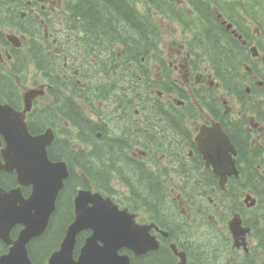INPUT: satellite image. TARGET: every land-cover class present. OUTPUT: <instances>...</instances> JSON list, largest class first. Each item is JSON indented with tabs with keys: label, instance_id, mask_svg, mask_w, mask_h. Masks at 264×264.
Masks as SVG:
<instances>
[{
	"label": "flooded vegetation",
	"instance_id": "af4514ba",
	"mask_svg": "<svg viewBox=\"0 0 264 264\" xmlns=\"http://www.w3.org/2000/svg\"><path fill=\"white\" fill-rule=\"evenodd\" d=\"M195 8L202 9L203 26L214 30L211 35L217 52L224 48L225 34L234 39L239 51L226 47L223 57L241 59L239 71L237 67H202L187 47L185 18L175 19L177 49L158 57L169 63L163 71L165 79L149 78L144 86L140 77V82L129 87L137 74L125 77L126 70H112V54L97 56L95 46L90 47L93 55L86 71L81 63L79 25L69 20L70 9L63 0H0V69L5 75L10 70L18 72L20 56L36 41L31 28L42 26L40 86L44 91L33 107L53 116L58 112L66 123L83 120L92 136L88 152L91 172L88 174L85 165L88 155L77 153L78 165L71 169L66 186L75 190L70 203L73 212L79 189L102 190L139 222H155L168 230L171 238L199 237L207 264L209 254L219 252L226 236H211L206 224L178 225L180 210L171 188L176 186L179 196H185L182 204L190 214L212 219L216 228L233 237V225L252 229L248 224L256 223L264 211V21L236 22L218 8ZM190 12L193 18L200 15L194 8ZM159 25L155 24L156 29ZM13 35L16 37L11 40ZM202 58L208 59V55ZM142 68L140 62L138 69ZM112 72L121 73L114 76ZM5 84L15 86L17 92L2 89L1 100L10 102L11 98L23 108L21 76L16 74ZM97 103L104 109L100 119L96 118ZM79 126L84 131L83 125ZM222 131L228 133L236 149L222 139ZM95 137L105 140L104 149ZM118 142L121 148L115 145ZM104 163V171H97L98 164ZM13 177V173L3 172L0 180L9 184ZM232 213L246 227L230 219ZM250 232L239 233L238 238ZM39 239L47 241L44 235ZM165 239L168 243L169 237ZM251 241L259 245L264 231L251 234ZM52 246L42 253L36 249L37 264L45 263ZM182 247L194 263L189 250ZM154 253L139 256L141 264L150 261Z\"/></svg>",
	"mask_w": 264,
	"mask_h": 264
},
{
	"label": "water",
	"instance_id": "95a60500",
	"mask_svg": "<svg viewBox=\"0 0 264 264\" xmlns=\"http://www.w3.org/2000/svg\"><path fill=\"white\" fill-rule=\"evenodd\" d=\"M0 132L9 141V147L13 144L16 147L15 150L9 148L3 150L6 163L3 164L0 160V171L2 169L12 170L15 167L22 169L19 171V180L33 182L38 188L31 202L21 200L17 191L7 192L0 188V237L7 243H13L10 252L0 258V264H32L28 255L27 243L33 236L43 232L48 224L57 193L65 176L62 166L64 164H53L48 160L46 145L50 137L49 133L31 140L23 117L15 115L9 107L1 105ZM17 134L23 137L18 138ZM20 148L25 149V153H22ZM19 200L20 204H18ZM106 204L102 200L91 210L85 211L83 208L87 206L84 203H78V217L68 229L67 237L62 244L63 248H71L75 243L77 233L88 227L94 230V234L88 240L86 248L99 246L102 250L96 252L111 256L109 261L97 259L95 264H129L128 256L118 253L121 247L128 246L137 252H142L157 245L150 237L138 239L111 233V229L105 225ZM18 222L25 227L21 230L19 238L13 241L11 230ZM99 240L104 242L103 246L99 245ZM88 253L97 255L95 252ZM179 264H186L184 256Z\"/></svg>",
	"mask_w": 264,
	"mask_h": 264
},
{
	"label": "trees",
	"instance_id": "16d2710c",
	"mask_svg": "<svg viewBox=\"0 0 264 264\" xmlns=\"http://www.w3.org/2000/svg\"><path fill=\"white\" fill-rule=\"evenodd\" d=\"M79 5L82 6L79 8V16L91 27L96 29L101 28L108 31L111 27H115L119 24L123 17L127 18L130 23L134 22L133 9L125 0H80ZM84 7L90 10H83ZM141 35L143 34L141 33ZM143 46L144 43L140 42L139 47L141 48ZM102 149H104L103 146ZM57 156H61V154ZM58 223L60 222L58 221ZM53 224L54 221L52 222V226ZM44 236L47 241L42 242V239H39L34 242V249L36 251L38 248L37 252L39 253L46 251L56 240V235H50L49 232H46ZM139 262H141V260Z\"/></svg>",
	"mask_w": 264,
	"mask_h": 264
},
{
	"label": "rangeland",
	"instance_id": "374dc122",
	"mask_svg": "<svg viewBox=\"0 0 264 264\" xmlns=\"http://www.w3.org/2000/svg\"><path fill=\"white\" fill-rule=\"evenodd\" d=\"M237 1H246V0H237ZM256 2H260L262 4V8H260L258 5H257V8L256 9H253V8H248V14L244 13L243 14V17L244 16H248L249 18H254V17H257V10L258 9H262L264 10V0H256ZM82 6L79 5V8H81ZM83 10H90V9H87L86 7H84ZM162 23V26H161V33H162V38H161V49H162V53L167 55L168 53L170 52H173L176 50V45L171 41V37H172V34H171V31H173V28L175 27L174 24H171V23H168L167 20L165 21H161ZM40 27V33L43 31V27L42 26H39ZM124 32V31H123ZM117 35V38H119L121 36L120 32H117L116 33ZM110 37L112 36V33L109 34ZM165 35V36H164ZM30 70L31 72L29 73L28 77L27 78H24V82H25V85H27V87H37L39 85V82L41 81V74H39V72H37L36 68L34 65H31L30 66ZM152 70H153V73L155 75H157L159 73L158 71V68H157V65L156 64H153L152 65ZM104 112V109L101 108L99 106V104L97 103V109H96V118L97 119H100V115ZM60 134V132H59ZM173 191L177 192L176 190V186H172L171 188ZM63 209L65 211H62L61 213V222L63 221H66L68 218H69V214H68V209H69V206L67 204V202H65L64 206H63ZM235 216L234 213L231 214L230 216V219H232L233 217ZM261 216H264V211L261 213ZM255 241H251L250 240V245L254 244ZM264 255L261 254V253H257V258L258 259H261L263 258Z\"/></svg>",
	"mask_w": 264,
	"mask_h": 264
},
{
	"label": "bare ground",
	"instance_id": "6f19581e",
	"mask_svg": "<svg viewBox=\"0 0 264 264\" xmlns=\"http://www.w3.org/2000/svg\"><path fill=\"white\" fill-rule=\"evenodd\" d=\"M99 75V74H98ZM89 142L91 143V141L89 140Z\"/></svg>",
	"mask_w": 264,
	"mask_h": 264
}]
</instances>
